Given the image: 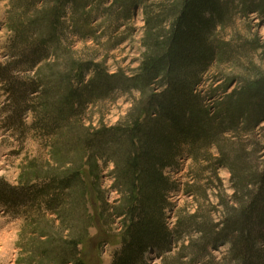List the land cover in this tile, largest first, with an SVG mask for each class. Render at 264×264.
I'll use <instances>...</instances> for the list:
<instances>
[{"label": "trees", "instance_id": "1", "mask_svg": "<svg viewBox=\"0 0 264 264\" xmlns=\"http://www.w3.org/2000/svg\"><path fill=\"white\" fill-rule=\"evenodd\" d=\"M88 1L18 0L23 12H31L32 18L28 22L20 18L14 21L16 52L8 61L0 62V85L9 95V105L14 107L18 121L32 110L45 121L41 123L46 130L62 126L71 116L82 113L89 103L117 89L135 87L143 92L126 124L103 126L80 140L84 150H91L93 162L102 157L117 164L114 187L120 189L123 204L112 205L106 199L101 204L103 212L113 220L124 218L122 247L111 264H148L150 251L168 253L173 243L192 231L199 235L183 247L192 251L191 264L211 256L212 248L225 242L230 244L227 261L213 264H264V169L254 173V189L242 197L235 195V204L229 206L223 222H215L211 210L182 214L173 226L168 220V210L175 206L171 196L179 182L167 170L179 167L181 158L189 156L196 162L201 157L211 162L220 182L219 165L236 174V169L244 165L242 157L233 162L228 155L214 157L211 147L221 145L225 132L241 127L253 129L264 117V87H250L236 97L230 96L214 114L206 100L218 90L205 95L197 89L220 53L221 48L210 35L228 7L223 0H184L179 6H171L166 18L151 13L145 38L149 54L141 70L131 78L109 72L94 59L66 63L63 75L47 89L42 78L22 75L20 72L48 59L63 40L71 41L70 27L72 34L93 37L96 28L91 26L92 14L84 10ZM149 1L121 0L123 11L119 15L132 18L133 11L148 7ZM167 18L168 29L163 26ZM153 85L161 90L147 94ZM47 92L52 93L50 98L44 96ZM39 95L41 102L36 100ZM75 174L81 175L80 171ZM75 174L56 185L69 187ZM45 189L48 190L33 186L27 193L31 198L45 196L41 194ZM196 191L191 185L186 192L195 195ZM19 194L15 187L0 186L3 204L9 205ZM54 196L49 198V204L59 195ZM204 196L208 198L207 192ZM77 245L64 254V264H90L81 258Z\"/></svg>", "mask_w": 264, "mask_h": 264}, {"label": "rangeland", "instance_id": "2", "mask_svg": "<svg viewBox=\"0 0 264 264\" xmlns=\"http://www.w3.org/2000/svg\"><path fill=\"white\" fill-rule=\"evenodd\" d=\"M183 1L151 0L148 7L136 8L132 18L127 19L119 15L123 11L121 0H89L84 10L92 14L91 26L96 28L93 37L72 34L70 27L71 41L63 40L48 59L20 73L42 78L47 89L63 75L66 63L94 59L109 72L131 78L141 70L149 54L145 44L147 17L154 13L166 18L170 7ZM223 2L228 12L210 35L221 48V54L197 88L205 95L218 90L206 100L212 114L220 111L230 96L236 97L250 87H264V0ZM19 18L28 22L31 12L25 14L18 0H0V62L8 61L16 52L17 33L13 26ZM168 21L170 18L163 21L167 29ZM150 90L157 92L161 88L153 85L147 94ZM51 95L44 94L47 98ZM40 97L36 99L38 102ZM142 97L143 92L135 87L117 89L89 103L82 113L71 116L62 126L46 130L42 125L45 121L32 110L18 121L14 107L9 105V95L0 85V186L15 187L20 193L9 205L0 202V264H64V254L75 243L86 262L112 263L122 247L124 218L113 220L103 212L101 204L104 199L112 205L123 204L120 189L114 187L117 164L102 157L93 162L91 150H84L80 140L103 126L126 124ZM211 152L214 157L228 155L231 162L242 157L244 165L236 169V174L219 165L220 182L205 157L197 162L189 156L181 158L179 167L167 170L179 182V188L171 196L175 206L168 210L171 226L182 214H203L210 210L215 222H223L229 206L235 204V195L242 197L255 188L254 173L264 169V117L253 129L241 127L225 132L221 145L212 146ZM78 171L81 175L75 174ZM73 174L76 178L69 187L56 185ZM191 185L197 190L195 195L186 192ZM33 186L47 187L41 193L45 196L29 197L27 191ZM56 194L58 199L49 204V198ZM198 235L192 231L191 235L178 239L168 253L150 251L148 264H191L192 251L183 247ZM229 252L230 244L220 243L212 248L211 256L196 264L225 263ZM186 253L190 256H181Z\"/></svg>", "mask_w": 264, "mask_h": 264}]
</instances>
